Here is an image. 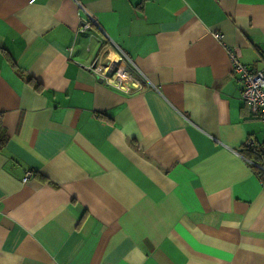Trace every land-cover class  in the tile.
Instances as JSON below:
<instances>
[{
	"label": "crops",
	"instance_id": "obj_1",
	"mask_svg": "<svg viewBox=\"0 0 264 264\" xmlns=\"http://www.w3.org/2000/svg\"><path fill=\"white\" fill-rule=\"evenodd\" d=\"M115 44L141 90L85 68ZM227 47L264 67V0H0V264H264Z\"/></svg>",
	"mask_w": 264,
	"mask_h": 264
},
{
	"label": "built area",
	"instance_id": "obj_2",
	"mask_svg": "<svg viewBox=\"0 0 264 264\" xmlns=\"http://www.w3.org/2000/svg\"><path fill=\"white\" fill-rule=\"evenodd\" d=\"M77 2V1H76ZM78 5L79 2H77ZM81 6V5H80ZM90 24L98 25L93 16L88 15V19L82 22L81 30L87 28ZM215 39L220 40L221 35L214 32ZM117 48V55L112 61L99 60L94 57L91 62L85 66L99 82L112 88L132 92L142 89V81L146 80L144 73L136 67L128 54ZM230 59V69L240 84V97L249 111L250 115L256 116L264 121V67L254 69L240 60V51L236 47L226 48ZM241 149L257 148L264 153V143L258 144L252 136H247ZM248 162L254 163L244 157ZM262 173H264V161L257 164ZM29 173L26 174V177Z\"/></svg>",
	"mask_w": 264,
	"mask_h": 264
},
{
	"label": "trees",
	"instance_id": "obj_3",
	"mask_svg": "<svg viewBox=\"0 0 264 264\" xmlns=\"http://www.w3.org/2000/svg\"><path fill=\"white\" fill-rule=\"evenodd\" d=\"M28 80H31L30 77H27ZM7 139V136H6V133H5V130L3 128V126L1 125L0 123V146L6 141ZM249 152H253L254 153V156H251ZM241 153L244 157H246L248 160L254 162V163H257L255 162L258 158H260V163H262V161H264V153H261L257 148H248V149H242L241 150Z\"/></svg>",
	"mask_w": 264,
	"mask_h": 264
},
{
	"label": "rangeland",
	"instance_id": "obj_4",
	"mask_svg": "<svg viewBox=\"0 0 264 264\" xmlns=\"http://www.w3.org/2000/svg\"><path fill=\"white\" fill-rule=\"evenodd\" d=\"M129 56V55H128ZM131 59V58H130ZM112 61V60H111ZM143 72V71H142ZM143 82V81H142ZM256 141V140H255ZM257 142V141H256ZM258 144H262V143H264V142H262V143H259V142H257ZM242 149L240 148V151H241ZM240 154H241V152H240ZM243 156V155H242ZM244 157V156H243Z\"/></svg>",
	"mask_w": 264,
	"mask_h": 264
}]
</instances>
